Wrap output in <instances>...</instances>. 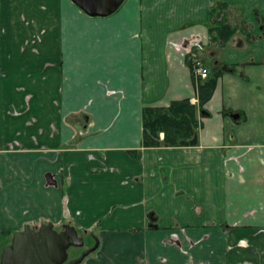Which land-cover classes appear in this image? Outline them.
Here are the masks:
<instances>
[{"label": "crops", "instance_id": "crops-1", "mask_svg": "<svg viewBox=\"0 0 264 264\" xmlns=\"http://www.w3.org/2000/svg\"><path fill=\"white\" fill-rule=\"evenodd\" d=\"M215 3L246 29L222 48ZM259 17L264 0H125L103 17L0 0V252L51 221L99 236L82 264H264ZM217 61L199 143L144 147V108L198 104Z\"/></svg>", "mask_w": 264, "mask_h": 264}, {"label": "trees", "instance_id": "trees-1", "mask_svg": "<svg viewBox=\"0 0 264 264\" xmlns=\"http://www.w3.org/2000/svg\"><path fill=\"white\" fill-rule=\"evenodd\" d=\"M227 9V4L215 3L210 10L211 42L214 46L218 45L220 48L225 47L238 31L246 32L245 27L230 22ZM259 19L261 33L264 35V20L261 17ZM193 61L191 63L192 70ZM225 66L220 61L215 62L214 77L199 84L198 104L186 98L173 101L168 107H145L143 110L142 145L144 147L197 145L199 143L198 129L200 125L198 110L200 109L201 115L208 114L204 105L212 96L216 76L227 69ZM224 113L234 114L231 111H224ZM161 133L164 134L163 138L160 137Z\"/></svg>", "mask_w": 264, "mask_h": 264}, {"label": "water", "instance_id": "water-1", "mask_svg": "<svg viewBox=\"0 0 264 264\" xmlns=\"http://www.w3.org/2000/svg\"><path fill=\"white\" fill-rule=\"evenodd\" d=\"M72 1L89 16L103 17L115 13L125 0ZM63 227L64 230L58 231L51 221L39 227L25 225L23 230L14 233L11 243L3 247L0 264H80L98 249L100 240L96 238L92 247L68 261L69 248L84 246V238L79 236L75 226L66 223Z\"/></svg>", "mask_w": 264, "mask_h": 264}, {"label": "flooded vegetation", "instance_id": "flooded-vegetation-1", "mask_svg": "<svg viewBox=\"0 0 264 264\" xmlns=\"http://www.w3.org/2000/svg\"><path fill=\"white\" fill-rule=\"evenodd\" d=\"M195 59H198V58H195ZM194 59V60H195ZM201 60V59H200ZM203 61V60H202ZM69 224H71V223H69ZM64 225V224H63ZM63 225L61 226V227H55L58 231H62V230H64V227H63ZM71 225H73V224H71ZM73 226H75V225H73ZM76 227V226H75ZM76 229H77V231H78V234H79V236H81V237H83L84 238V246H82V247H74V246H71L70 248H69V259H68V261L69 260H71V259H73V258H77V257H79L80 255H81V253L85 250V249H87V248H89V247H92L95 243H96V238H98L99 240H100V238H99V236L95 233V231L94 230H87V229H79V228H77L76 227ZM91 231H93V232H91ZM87 238H90V239H92L93 241H94V243L92 244V245H86V240H87ZM100 244H101V240H100ZM99 247H100V245H99ZM99 247H98V249H99ZM77 249H80V253L78 254V255H75V254H73V251L72 250H77ZM97 249V250H98ZM96 250V251H97ZM95 251V252H96ZM95 252H93V253H95ZM93 253H91L90 255H92ZM89 255V256H90ZM89 256H87L84 260H83V262L89 257ZM67 261V262H68ZM66 262V263H67ZM82 262V263H83ZM82 263H80V264H82Z\"/></svg>", "mask_w": 264, "mask_h": 264}, {"label": "built area", "instance_id": "built-area-1", "mask_svg": "<svg viewBox=\"0 0 264 264\" xmlns=\"http://www.w3.org/2000/svg\"><path fill=\"white\" fill-rule=\"evenodd\" d=\"M193 72L195 74V77L205 79L209 77L210 71L208 67L205 66L202 60L195 59L193 62Z\"/></svg>", "mask_w": 264, "mask_h": 264}, {"label": "rangeland", "instance_id": "rangeland-1", "mask_svg": "<svg viewBox=\"0 0 264 264\" xmlns=\"http://www.w3.org/2000/svg\"><path fill=\"white\" fill-rule=\"evenodd\" d=\"M62 225H63V223L62 224L60 223L58 225H55V227H61ZM91 232H93V231H91ZM93 243H94V241L92 239L87 238L86 245H92ZM2 250L3 249H1L0 255L2 254ZM72 251H73V254H75V255H78L80 253V249L72 250Z\"/></svg>", "mask_w": 264, "mask_h": 264}]
</instances>
